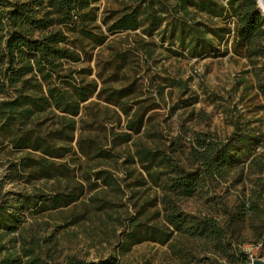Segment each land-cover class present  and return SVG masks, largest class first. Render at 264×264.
<instances>
[{"label": "trees", "instance_id": "1", "mask_svg": "<svg viewBox=\"0 0 264 264\" xmlns=\"http://www.w3.org/2000/svg\"><path fill=\"white\" fill-rule=\"evenodd\" d=\"M101 1L119 3L120 8L105 9L99 14ZM259 7L258 0H0V147L6 145L9 153H21L10 169L16 176L13 181L56 180L61 188L48 201H37L29 194L2 197L0 229L16 232L22 223L21 211L30 207L60 211L72 206L73 212L80 204L101 211L111 202L106 198L108 189L123 191L111 172L100 170L94 176L101 184L93 189L100 190L87 203L82 200L85 185L71 176L73 156L93 162L85 171L90 174L103 162L115 159L113 151L129 143L133 135L141 134L149 122L142 102H132L136 98L135 83L117 87L113 84L119 82L130 53L145 50L152 58L156 43L142 39L141 48L126 51L114 46L112 36L141 30L151 38L160 32L170 36V44L182 52L202 57L215 52L225 37L233 34L234 52L255 68L260 66L259 72L264 74V14ZM214 19L232 21L234 27L216 25ZM103 46L111 51L109 81L103 79L101 72L90 79L93 69L87 65L90 51ZM122 76L128 80L126 72ZM256 77L264 97V77L259 73ZM176 84L177 81L172 83ZM94 97L105 103L102 113L111 114L113 126L107 130L103 125L102 133L94 129L101 115L89 113L93 106H99L91 101ZM260 142L255 129L243 133L236 127L225 141L211 134L195 133L187 154L180 143L174 144L173 152L135 143V155L126 153L129 164L140 165L155 184L165 178L168 193L163 197L162 220L160 211H156L150 221V196L134 216L126 219L120 254L145 242L168 245L179 254L173 243L179 236L205 241L214 246L216 254L230 256V241L244 223L246 202L234 210L223 204V225L215 218L186 214L177 203L194 197L205 186L212 189L216 182L227 183L235 174L243 177L245 166H239V159L246 151L253 156L252 147ZM108 144L112 149H104ZM176 152H181L180 157ZM248 168L250 175L256 176L253 182L259 189L253 192V198H263L264 153L254 156ZM127 171L134 173L135 169ZM146 185V178L140 173L133 186ZM244 245L238 247L237 261L249 259ZM253 245H261L258 258L264 259V228ZM25 256H30V252ZM2 264L20 263L8 255ZM68 264L84 263L71 258ZM98 264H117V259Z\"/></svg>", "mask_w": 264, "mask_h": 264}, {"label": "rangeland", "instance_id": "2", "mask_svg": "<svg viewBox=\"0 0 264 264\" xmlns=\"http://www.w3.org/2000/svg\"><path fill=\"white\" fill-rule=\"evenodd\" d=\"M100 8L99 14H102L103 10L118 9L120 5L101 1ZM259 8L264 12L263 6ZM198 15L201 16L199 13ZM214 22L219 26L229 24L231 29L234 27L232 21L214 19ZM102 28L106 29L104 25ZM136 34L140 37H136ZM142 39L156 43L155 54L150 58L145 50L130 53L119 82L113 85L117 87L135 83L136 98L132 102H142V107L147 109L146 119L149 122L141 134L133 135L129 143L113 151L115 159L103 162L91 170L90 174L85 171L88 165H94L93 162L86 161L80 155L73 156L71 162V167L74 168L71 176L85 185V195L82 198L85 202L90 203V197L100 190H93L95 185L101 184L94 176V172L100 170L111 172L119 180L123 191L113 192L108 189L106 198L111 202L101 211H93L92 207L88 209L79 203V207L73 212L72 206L60 211L47 210L41 206L30 207L28 211L22 210V223L16 232L0 229V264L8 255L20 264H68L71 258L84 264H98L110 258L117 259V264H250L249 259L237 261L235 254L239 245L256 243L264 228V197L253 198V192L259 189L253 182L256 176H251L248 168L254 156L264 153V97L259 92L256 77L257 73L262 78L264 74L259 72L260 66L255 68L246 58L234 52L233 34L227 35L215 52L202 57H192L189 53L182 52L177 45L170 44V36L160 32H155L151 38L143 35L141 30L110 38L115 41L116 48L126 51L134 47L141 48ZM90 53L91 60L87 64L93 69L90 79L96 78V73L101 72L103 79L109 81L112 73L109 68L111 51L103 46ZM124 72L127 73L128 80H124ZM174 81L178 84L172 85ZM91 101L99 103V106H93L89 113L101 115L100 120L94 124V129L98 133L105 132L103 125L107 130L113 126L109 120L111 114L102 113L105 103L101 100L94 97ZM156 104L159 106H154ZM150 107L154 109L150 110ZM87 119L93 122L91 117ZM236 127L243 133H247L248 129H255L261 141L252 147L253 156L246 151L239 159V166H245L243 177L235 174L229 182H216L212 189L205 186L194 197L177 203L179 209L186 214L198 218H215L223 225L226 219L223 204L234 210L246 202L248 209L244 223L230 241V256L216 254L214 246L205 241L179 236L173 241L179 254H175L168 245L145 242L121 255L120 245L126 219L134 216L145 198L150 196V221L154 220L156 211H160L162 220L163 197L168 193L165 178L155 184L140 165L129 164L126 153L135 155V143L168 152L176 151L174 144L180 143L187 154L193 145L195 133L211 134L225 141ZM6 147H0V201L2 197L16 198L18 195L28 194L36 197L37 201H48L61 189L56 180L31 183H26L25 180L13 181L16 176L10 169L21 153H9ZM104 149L110 150L112 145L108 144ZM180 153L176 152V155L180 157ZM182 159L184 162L185 159ZM127 169H135V172L130 173ZM140 173L146 178L147 185L144 188L133 186ZM64 186L65 183L62 187ZM28 251L30 256H25Z\"/></svg>", "mask_w": 264, "mask_h": 264}, {"label": "built area", "instance_id": "3", "mask_svg": "<svg viewBox=\"0 0 264 264\" xmlns=\"http://www.w3.org/2000/svg\"><path fill=\"white\" fill-rule=\"evenodd\" d=\"M243 250L246 252V254L248 255L250 264H252V262L255 259H261L258 258L257 255L260 253L261 251V245L255 246V245H244ZM264 260V259H261Z\"/></svg>", "mask_w": 264, "mask_h": 264}, {"label": "water", "instance_id": "4", "mask_svg": "<svg viewBox=\"0 0 264 264\" xmlns=\"http://www.w3.org/2000/svg\"><path fill=\"white\" fill-rule=\"evenodd\" d=\"M258 3H259V6H261V1L258 0ZM262 11V10H261ZM263 12V11H262ZM264 14V12H263ZM252 264H264V260H261V259H255Z\"/></svg>", "mask_w": 264, "mask_h": 264}, {"label": "bare ground", "instance_id": "5", "mask_svg": "<svg viewBox=\"0 0 264 264\" xmlns=\"http://www.w3.org/2000/svg\"><path fill=\"white\" fill-rule=\"evenodd\" d=\"M261 1V6H263L264 8V0H260Z\"/></svg>", "mask_w": 264, "mask_h": 264}]
</instances>
